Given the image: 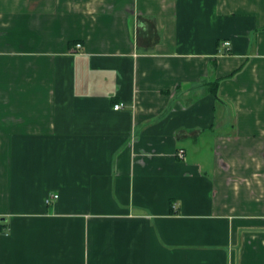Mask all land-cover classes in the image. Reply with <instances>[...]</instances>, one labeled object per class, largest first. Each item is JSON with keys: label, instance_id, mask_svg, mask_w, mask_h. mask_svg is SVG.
<instances>
[{"label": "crops", "instance_id": "obj_1", "mask_svg": "<svg viewBox=\"0 0 264 264\" xmlns=\"http://www.w3.org/2000/svg\"><path fill=\"white\" fill-rule=\"evenodd\" d=\"M0 264H264V0H0Z\"/></svg>", "mask_w": 264, "mask_h": 264}, {"label": "built area", "instance_id": "obj_2", "mask_svg": "<svg viewBox=\"0 0 264 264\" xmlns=\"http://www.w3.org/2000/svg\"><path fill=\"white\" fill-rule=\"evenodd\" d=\"M229 46H230V42H223V44H222V47L225 48V49H228ZM77 48L78 49L81 48V44H77ZM122 108H123L122 104H119V105L115 106L116 110H120ZM58 198H59V196L57 194H53V195H51L50 197L47 198L46 202L47 203H51L52 201L57 200Z\"/></svg>", "mask_w": 264, "mask_h": 264}]
</instances>
